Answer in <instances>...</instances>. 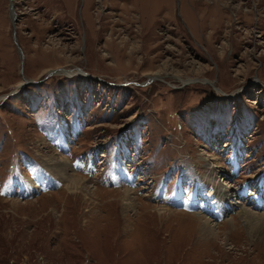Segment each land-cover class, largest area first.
<instances>
[{"label": "rangeland", "instance_id": "obj_1", "mask_svg": "<svg viewBox=\"0 0 264 264\" xmlns=\"http://www.w3.org/2000/svg\"><path fill=\"white\" fill-rule=\"evenodd\" d=\"M242 208L264 213V0H0V264H264Z\"/></svg>", "mask_w": 264, "mask_h": 264}, {"label": "bare ground", "instance_id": "obj_2", "mask_svg": "<svg viewBox=\"0 0 264 264\" xmlns=\"http://www.w3.org/2000/svg\"><path fill=\"white\" fill-rule=\"evenodd\" d=\"M139 17H141V16H139ZM156 20H158V19H156ZM135 23H136V21H135ZM63 72L66 73L68 76H72L74 74V73H72V71H70L68 69L64 70ZM66 135L68 137V140L73 139L75 136V134H73V136H72L71 133L70 134L65 133V136ZM214 158L215 157H213V156L209 157V159H211L212 162H208V164L205 165L207 167V169L209 170V174L207 176H205L204 179H202L203 180L202 184L207 186V187L210 186V190L207 192V196L209 197V201H210L209 203L212 206V212H214V209H217L216 214L218 216H222L223 213H225V211L229 210L230 209L229 207H233V204L236 202L232 203L230 200L231 195H232L231 193L233 190L232 184L229 183L230 188H224L223 189L220 186V184H218L216 182L215 176H216L217 172H216L215 167L217 166V164L214 161ZM123 162L124 161H122L119 158V160H117L116 165L111 169V171L107 174V176H113L114 180L117 181L118 183H122L124 186H127V185L130 186V184L131 185L133 184L134 177H131L129 175V173L126 172ZM44 163L47 166H50L49 169L52 170V173L55 176H58L59 179L60 178L65 179L67 181V187L72 189L73 192L76 193V191L81 190L80 188L82 186L78 185V182L76 181V179L74 177H72V173H75V172L71 171L72 168H69V163L67 161H65L63 159L55 160L53 158H49V159H45ZM35 177H36V175H35ZM37 179H41V178L38 177ZM29 181L32 182V185L29 186L28 190L29 191L32 190L33 193L35 190H38L37 188H41L44 185L43 182L40 183V181H38L36 179H35V181L34 180H29ZM134 185L131 187V189H135ZM239 194L241 196L244 195V189H240ZM175 195H177V196H175ZM179 195H182V197ZM186 197H187V194L185 195L182 192H178V193H175L174 195H171V198H172L171 201H168L169 199L166 200L165 198L164 199H158L157 200L158 201L157 202L158 210L161 213H165L166 211L169 210V209H167V206H170L172 204V202L173 203L177 202V201L180 202L182 200V198L184 199ZM132 198L133 197H131V195H130L129 188L125 187L123 194L121 195V198H120L123 201H125V205H124L125 208L128 206L130 207L132 205V201H133ZM201 199H203V197ZM201 199L198 198V200H201ZM184 203H185V199H184V202L180 203V205L184 204ZM261 206H262V202H261ZM238 219L244 221L245 229L247 230V234L249 235V237L254 238L257 241L258 240L264 241V213L252 212L251 210H249V208H244L243 210L238 211ZM234 220L235 219L232 218L230 221H234ZM201 227H202V229H204V233H205V231H206L205 230V228H206L205 224H204V226L201 225Z\"/></svg>", "mask_w": 264, "mask_h": 264}, {"label": "water", "instance_id": "obj_3", "mask_svg": "<svg viewBox=\"0 0 264 264\" xmlns=\"http://www.w3.org/2000/svg\"><path fill=\"white\" fill-rule=\"evenodd\" d=\"M53 71H55V69L52 70V71H51L50 73H48V74H52ZM45 77H47V75H46ZM25 80H26V82L29 81V80H27V79H25Z\"/></svg>", "mask_w": 264, "mask_h": 264}]
</instances>
